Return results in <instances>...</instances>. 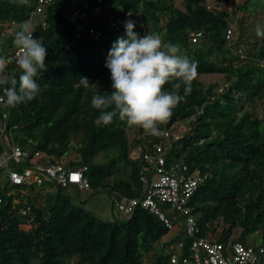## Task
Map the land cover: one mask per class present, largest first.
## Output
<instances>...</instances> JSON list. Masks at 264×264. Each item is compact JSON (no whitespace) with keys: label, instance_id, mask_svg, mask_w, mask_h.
I'll return each mask as SVG.
<instances>
[{"label":"trees","instance_id":"16d2710c","mask_svg":"<svg viewBox=\"0 0 264 264\" xmlns=\"http://www.w3.org/2000/svg\"><path fill=\"white\" fill-rule=\"evenodd\" d=\"M226 1L233 3L231 14L208 0H182V7L176 0H102L101 4L88 0L84 10L89 16L102 8L118 19L115 28L106 20L92 22L102 30L100 43L77 39L76 22L67 16L68 0L47 5L46 25L34 24V38L47 47L46 68L36 78L41 91L15 108L0 106V153L6 136L31 157L39 152L45 165L87 166L94 194H112V202L142 197L141 162L131 153L137 147L143 149L152 136L139 127L130 136L129 126L118 116L109 125L97 126L99 111L91 103L95 94L113 91L111 72L105 66L108 57H102L101 48L109 51L125 35V21L132 20L140 36L158 33L165 42L179 44L182 54L198 63L191 91L162 128L184 125V136L173 143L171 152L208 176L189 202L201 235L211 232L221 243L231 239L264 248V118L256 111V105L264 102V67L259 63L264 60V37L248 44V18L238 15L261 10L264 16V0L257 4L255 0ZM36 7L37 0L27 4L0 0V54L9 57L16 49L14 34L23 21L31 20ZM140 17L145 23L142 31ZM12 22L18 26L11 27ZM198 33L201 36L193 42V34ZM9 68H16L15 63ZM205 75L221 76L222 83L207 84L200 79ZM80 77L98 87L84 88ZM166 90L174 89L167 85ZM175 91L185 95L183 85ZM7 184L0 177V264H142L144 258L167 264L176 254L174 244L182 239L186 243L183 255H189L184 232L164 240L168 229L143 208L107 221L73 204L65 191L73 188L79 193L75 187L45 181L49 189L36 195L35 188L22 193V186L8 188ZM8 192L10 196L5 195ZM151 252L155 258H150Z\"/></svg>","mask_w":264,"mask_h":264},{"label":"built area","instance_id":"2783aa9c","mask_svg":"<svg viewBox=\"0 0 264 264\" xmlns=\"http://www.w3.org/2000/svg\"><path fill=\"white\" fill-rule=\"evenodd\" d=\"M56 0H37L36 10L31 14V21L35 25L45 26L44 14L47 5ZM88 0H68L70 11L67 16L74 20L76 37L80 41L91 39L100 43L102 40V30L92 22H98L96 15L89 16L84 5ZM99 4L102 0H97ZM103 20H106L111 28L118 26V19L110 12L103 13ZM16 22L11 23V27H17ZM11 28L9 32L13 30ZM35 37V33L33 34ZM201 34H193V42ZM227 39H232L231 31L227 32ZM18 49L12 51L8 58L14 62ZM109 51L101 48L103 58L108 57ZM238 53L243 59L245 56L242 50ZM264 61V60H262ZM0 96H2L0 94ZM6 117V116H5ZM164 135L161 137L147 138L143 149L137 147L133 149L132 156L140 159L142 172L140 184L142 189L141 198L122 197L115 199L112 204L116 211L130 216L137 208H143L156 215L169 233L164 237L168 240L179 230L184 232V238L188 240L189 255L184 256L185 240L182 239L174 244L173 249L176 254L171 255L167 264H260L264 254V248H256L245 245L240 241L221 243L216 239L215 233L207 236L201 235L192 209L189 205L199 186L207 180V174L199 168H190L183 157L173 161L174 154L171 152L173 143L183 138L185 127L182 123L167 129L162 128ZM157 139L158 141H155ZM203 140L199 141L202 144ZM4 150L0 153V174L4 172L7 187L22 186V193L35 188L45 189V181H55L57 185L64 188L75 187L81 199L84 201L92 192L89 180L86 177L87 166L72 169L68 163L48 164L42 163L43 156L37 152L33 157L29 153L15 146L9 138L4 136ZM20 169H15L12 165ZM1 190V188H0ZM10 196L11 193L5 194ZM3 204V197L0 195V206ZM142 264H154L143 259Z\"/></svg>","mask_w":264,"mask_h":264},{"label":"clouds","instance_id":"9594fccd","mask_svg":"<svg viewBox=\"0 0 264 264\" xmlns=\"http://www.w3.org/2000/svg\"><path fill=\"white\" fill-rule=\"evenodd\" d=\"M18 2L27 4L29 0ZM124 27L125 35L112 44L105 65L111 72L113 91L92 97V106L99 111L94 123L109 125L118 116L129 127H139L146 135L161 137L165 134L162 126L191 91L192 82L198 77V63L182 54L179 44L165 42L158 33L140 36L132 20L125 21ZM34 33L30 19L23 21L15 32L16 68L10 70L13 60L0 54V86H3L0 106L15 108L34 100L41 91L36 78L46 68L47 47L34 38ZM256 34L264 37L260 25ZM259 63L264 67V61ZM80 84L86 89L98 87L86 77H80ZM167 85L174 90H166ZM182 85L184 96L175 91Z\"/></svg>","mask_w":264,"mask_h":264},{"label":"rangeland","instance_id":"374dc122","mask_svg":"<svg viewBox=\"0 0 264 264\" xmlns=\"http://www.w3.org/2000/svg\"><path fill=\"white\" fill-rule=\"evenodd\" d=\"M210 4H212L213 2H215L214 5H216V7L218 9H222V10H226L228 11L229 14H231V10H232V6L233 3L231 1H226V0H222V1H218V0H208ZM236 3H241L245 0H234ZM256 4L259 3L258 0L254 1ZM176 4L180 7H182V0H176ZM254 4V5H256ZM253 9V7H251V10ZM105 10H103L102 8H99L97 15L95 16L96 20L98 22H101L103 20V13ZM250 13H253L254 15H250L248 13H244V12H240L238 15L239 17H244L246 16L248 19L245 22L248 30H247V34H246V41H248V44H251L253 42H256L258 40H260L261 36H257L256 34V27L257 25H260L261 28H263L264 25V16L262 15L261 10H258L256 13L253 10V12L250 11ZM238 17V18H239ZM140 25H139V30L142 31L145 28V23L143 22V19L140 17ZM11 32V31H10ZM9 32V33H10ZM251 47V45H250ZM200 79L204 82H206L207 84L210 83H222L221 80V76L218 75H205V76H201ZM256 111L258 113V115L261 118H264V102L258 103L256 105ZM128 131H129V135L130 136H134L136 134V132H138V127H128ZM177 156L174 154L172 160L176 161L177 160ZM5 174L4 172H2V174H0V177H2V180H4ZM48 190L47 188L45 189V191ZM45 191H41V190H35L34 193L37 195H43ZM65 193L67 194V196H69L71 198V201L73 202V204L78 205V206H82L84 208L85 211L88 212H92L96 215H98L100 218L107 220V221H112L113 219H120V218H126V216L121 215L120 213H118L116 210H114V212L111 211V207H112V199H113V195L112 194H108V193H90L88 196V199L83 202L82 199L80 200V196L81 194L77 193L73 188H69L65 191ZM26 229H28V227H26ZM257 241H259L257 239ZM258 243V242H256ZM255 243V244H256ZM151 257L150 258H155V254L153 252L150 253ZM75 264V263H72Z\"/></svg>","mask_w":264,"mask_h":264},{"label":"water","instance_id":"95a60500","mask_svg":"<svg viewBox=\"0 0 264 264\" xmlns=\"http://www.w3.org/2000/svg\"><path fill=\"white\" fill-rule=\"evenodd\" d=\"M8 125V124H7Z\"/></svg>","mask_w":264,"mask_h":264}]
</instances>
